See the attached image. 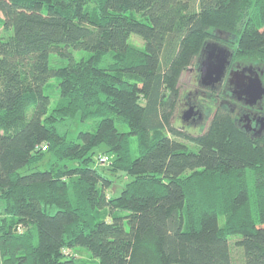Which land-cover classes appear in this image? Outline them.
Returning a JSON list of instances; mask_svg holds the SVG:
<instances>
[{
  "label": "trees",
  "instance_id": "obj_1",
  "mask_svg": "<svg viewBox=\"0 0 264 264\" xmlns=\"http://www.w3.org/2000/svg\"><path fill=\"white\" fill-rule=\"evenodd\" d=\"M0 14L2 264H90L84 248L93 264H264V136L222 107L197 134L173 123L209 39L264 66V0H0ZM101 144L126 174L118 194Z\"/></svg>",
  "mask_w": 264,
  "mask_h": 264
},
{
  "label": "flooded vegetation",
  "instance_id": "obj_2",
  "mask_svg": "<svg viewBox=\"0 0 264 264\" xmlns=\"http://www.w3.org/2000/svg\"><path fill=\"white\" fill-rule=\"evenodd\" d=\"M220 38L222 40L226 39L227 41L230 39L228 34H222ZM216 42L229 46L227 43L219 40ZM202 58L203 56H201L200 53L198 57L199 62ZM198 60L196 68L197 74L196 78H194L196 87L194 91L190 92L186 97L182 121L184 120L186 123L204 122L208 111L210 112L213 105H215L213 115L219 108H225L232 114H235L237 123L248 134L255 137L264 136V96L256 104L251 106L246 103V95L240 93L237 84L239 81L247 83L257 74L261 76L264 83V66L246 63L244 60L238 59L232 54L230 63L222 80L215 84L204 86L200 82ZM188 109H191L192 114L187 118L184 115Z\"/></svg>",
  "mask_w": 264,
  "mask_h": 264
},
{
  "label": "rangeland",
  "instance_id": "obj_3",
  "mask_svg": "<svg viewBox=\"0 0 264 264\" xmlns=\"http://www.w3.org/2000/svg\"><path fill=\"white\" fill-rule=\"evenodd\" d=\"M1 15V14H0ZM139 36V35H138ZM133 42L137 45H142V40L139 38V37H134L133 38ZM208 41H217L216 38H211L209 39ZM144 45V43H143ZM88 53H86L85 51H81V50H73V56L75 58H81L83 56H86ZM240 59V58H238ZM198 60V59H197ZM246 63H248L247 60H244ZM68 62V58H61L60 56L52 53L50 55V65L53 66V67H57L59 65H63V64H66ZM199 62V60H198ZM197 62L194 66V68L196 69L197 68ZM261 65V64H260ZM194 68H190L188 69L183 77H182V90H183V94H182V97H181V100L176 108V111H175V114H174V117H173V123L179 127L180 130H185L187 132H190L192 134H197L201 131H203L206 126L208 125L211 117L213 116V112H214V108H215V105H213V108L211 109V111L207 113V116L204 120V122H198V123H192V122H184V120L182 121V115H183V111H184V108H185V101H186V97L187 95L194 91L195 87H196V84H195V79L194 77H196V72L194 71ZM54 81V79H53ZM49 92L51 93L52 95V101H55L58 97H59V91H58V87L55 86V85H52L49 87ZM210 104V103H209ZM208 104V105H209ZM213 104V103H212ZM235 115V114H234ZM88 127V124H83V125H77V128L76 129H80V128H87ZM126 128H128V126L126 125L125 126ZM178 138V136H176ZM179 139L181 140H184V142L188 143L191 147H195L194 144H192V142L188 141V140H185L183 138H180ZM107 148V145L106 144H101L97 149H96V157H98V154H104V150H106ZM109 156V161L111 160L112 158V154L111 153H105ZM104 154V155H105ZM99 166V169L103 170L104 173H106L108 176H110L111 178L115 179V182H114V193L115 194H118L122 188V184L124 183L125 181V178H126V174H124L123 172H116V171H113L110 166L108 165V163H99L98 164ZM21 171H27V167H23L21 169ZM246 174H245V178H246ZM124 185V184H123ZM3 207H4V202L3 200L0 199V210L3 211ZM235 254L236 256L239 255V252L238 251H235ZM78 255L82 256L84 259H87V261L90 263V264H93V257L91 255V252L84 248V249H81L80 252H78Z\"/></svg>",
  "mask_w": 264,
  "mask_h": 264
},
{
  "label": "water",
  "instance_id": "obj_4",
  "mask_svg": "<svg viewBox=\"0 0 264 264\" xmlns=\"http://www.w3.org/2000/svg\"><path fill=\"white\" fill-rule=\"evenodd\" d=\"M232 54L233 51L229 46L216 41H206L201 51L203 58L199 62L201 84L207 86L221 81L228 68ZM237 84L240 93L246 95V103L251 106L264 96V83L258 74L247 83L239 81ZM191 114V109H188L184 116L188 118ZM18 229L19 226L17 225L15 230L17 231Z\"/></svg>",
  "mask_w": 264,
  "mask_h": 264
},
{
  "label": "built area",
  "instance_id": "obj_5",
  "mask_svg": "<svg viewBox=\"0 0 264 264\" xmlns=\"http://www.w3.org/2000/svg\"><path fill=\"white\" fill-rule=\"evenodd\" d=\"M44 148H46V147H44ZM99 160H100L101 162H106V161H108V155H101V156L99 157Z\"/></svg>",
  "mask_w": 264,
  "mask_h": 264
},
{
  "label": "crops",
  "instance_id": "obj_6",
  "mask_svg": "<svg viewBox=\"0 0 264 264\" xmlns=\"http://www.w3.org/2000/svg\"><path fill=\"white\" fill-rule=\"evenodd\" d=\"M1 209V208H0ZM3 209H4V207H3ZM3 211L2 210H0V214L2 213ZM0 264H2V260H1V253H0Z\"/></svg>",
  "mask_w": 264,
  "mask_h": 264
}]
</instances>
